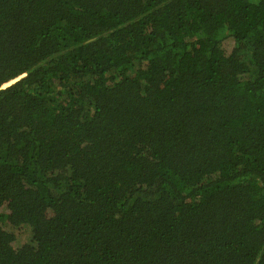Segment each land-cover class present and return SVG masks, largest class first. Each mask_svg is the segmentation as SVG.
<instances>
[{
    "label": "trees",
    "instance_id": "trees-1",
    "mask_svg": "<svg viewBox=\"0 0 264 264\" xmlns=\"http://www.w3.org/2000/svg\"><path fill=\"white\" fill-rule=\"evenodd\" d=\"M0 264H264V0H0Z\"/></svg>",
    "mask_w": 264,
    "mask_h": 264
},
{
    "label": "snow or ice",
    "instance_id": "snow-or-ice-1",
    "mask_svg": "<svg viewBox=\"0 0 264 264\" xmlns=\"http://www.w3.org/2000/svg\"><path fill=\"white\" fill-rule=\"evenodd\" d=\"M4 88H8L10 90V86L7 84L4 85Z\"/></svg>",
    "mask_w": 264,
    "mask_h": 264
},
{
    "label": "clouds",
    "instance_id": "clouds-1",
    "mask_svg": "<svg viewBox=\"0 0 264 264\" xmlns=\"http://www.w3.org/2000/svg\"><path fill=\"white\" fill-rule=\"evenodd\" d=\"M22 76H23V75H22ZM22 76H21V77H22ZM16 80H17V79H16ZM16 80H15V81H16ZM13 82H14V81H13ZM13 82H12V83H13ZM10 84H11V83H10ZM8 85H9V84H8ZM1 88H4V86H2Z\"/></svg>",
    "mask_w": 264,
    "mask_h": 264
},
{
    "label": "rangeland",
    "instance_id": "rangeland-1",
    "mask_svg": "<svg viewBox=\"0 0 264 264\" xmlns=\"http://www.w3.org/2000/svg\"><path fill=\"white\" fill-rule=\"evenodd\" d=\"M20 238V236H18Z\"/></svg>",
    "mask_w": 264,
    "mask_h": 264
}]
</instances>
